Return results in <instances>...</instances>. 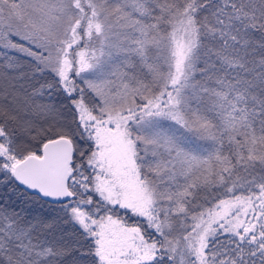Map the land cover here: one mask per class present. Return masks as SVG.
<instances>
[{"label":"snow or ice","instance_id":"snow-or-ice-1","mask_svg":"<svg viewBox=\"0 0 264 264\" xmlns=\"http://www.w3.org/2000/svg\"><path fill=\"white\" fill-rule=\"evenodd\" d=\"M0 264H264V0H0Z\"/></svg>","mask_w":264,"mask_h":264}]
</instances>
